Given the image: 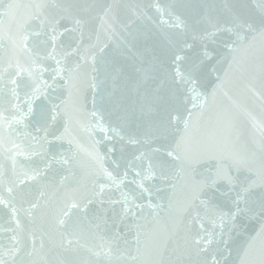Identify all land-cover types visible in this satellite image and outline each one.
I'll use <instances>...</instances> for the list:
<instances>
[{
  "label": "water",
  "instance_id": "obj_1",
  "mask_svg": "<svg viewBox=\"0 0 264 264\" xmlns=\"http://www.w3.org/2000/svg\"><path fill=\"white\" fill-rule=\"evenodd\" d=\"M0 264H264V0H0Z\"/></svg>",
  "mask_w": 264,
  "mask_h": 264
}]
</instances>
